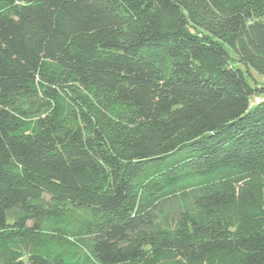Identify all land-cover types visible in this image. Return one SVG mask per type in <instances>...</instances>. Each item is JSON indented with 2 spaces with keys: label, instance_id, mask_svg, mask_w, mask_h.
Wrapping results in <instances>:
<instances>
[{
  "label": "trees",
  "instance_id": "trees-1",
  "mask_svg": "<svg viewBox=\"0 0 264 264\" xmlns=\"http://www.w3.org/2000/svg\"><path fill=\"white\" fill-rule=\"evenodd\" d=\"M263 94L264 0H0V264H264Z\"/></svg>",
  "mask_w": 264,
  "mask_h": 264
},
{
  "label": "rangeland",
  "instance_id": "rangeland-1",
  "mask_svg": "<svg viewBox=\"0 0 264 264\" xmlns=\"http://www.w3.org/2000/svg\"><path fill=\"white\" fill-rule=\"evenodd\" d=\"M256 78H257V76H255ZM248 80H249V82L251 83V84H253V80L251 79V77L250 76H248ZM259 80V79H258Z\"/></svg>",
  "mask_w": 264,
  "mask_h": 264
},
{
  "label": "built area",
  "instance_id": "built-area-1",
  "mask_svg": "<svg viewBox=\"0 0 264 264\" xmlns=\"http://www.w3.org/2000/svg\"><path fill=\"white\" fill-rule=\"evenodd\" d=\"M262 99H264V94L261 96V97H258L257 99H256V101H260V100H262Z\"/></svg>",
  "mask_w": 264,
  "mask_h": 264
}]
</instances>
